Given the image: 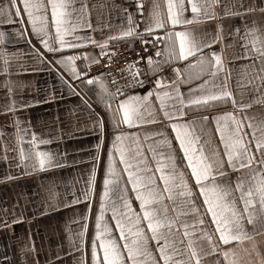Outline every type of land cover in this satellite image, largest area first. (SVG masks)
Here are the masks:
<instances>
[{"label": "snow or ice", "instance_id": "obj_1", "mask_svg": "<svg viewBox=\"0 0 264 264\" xmlns=\"http://www.w3.org/2000/svg\"><path fill=\"white\" fill-rule=\"evenodd\" d=\"M220 0H187V6H190L192 18L184 15L187 11L185 0H166L167 12L162 14L159 3L153 0L149 9V20L144 24L142 30L139 29L143 21V3L137 0V11L141 13V20L134 19L133 13H127V27L121 29L116 35L108 36L101 43L94 40L90 35H75L82 28H92L86 12L87 6L81 2L80 7H75V0H8V3L0 8L8 9L4 17L5 23L15 22L12 17L22 19L26 14L27 23L31 25L32 34L38 39V42L47 52L56 54L66 48L82 47L84 44H96L100 49V56H105V48L108 47V41L117 39H138L141 45L151 44L155 47L157 44H163V58L155 61L151 56L147 57L149 71L154 67L161 71L162 63H171L173 61H185L186 68L200 67L196 73H188L182 83L192 84L194 80H202L201 83L187 90V99L181 93L178 80L181 70L173 68L172 71L177 79L172 81L173 87L169 91L149 90L143 96L133 93L121 92L119 89L115 93L108 91L100 82V75H90V65L98 63L97 57H89L87 53L84 60L87 61L80 66L78 70L74 63L79 57L77 55L63 56L55 59V63L60 65L64 71L68 72L73 81H79L85 85L101 83L100 98L108 95L111 102H105V108L110 114L108 124L113 129H118L121 124L133 127L139 123H155V119L144 120L143 114L150 111L151 102L149 97L155 95L159 102V111L170 122L165 127H170L175 133L174 139L178 143L179 151L183 153L182 160L186 161V171H178L175 164V157L171 153L165 155L163 152H157L151 146L149 151L153 153L154 159H157L155 172L147 165L144 159V153L140 150L137 140L133 139L126 143L127 136L123 132H113L111 146L109 148L104 178L102 181L103 191L99 197L98 211L94 220V235L91 238V264H202L204 256L218 254L223 257L224 264H240L239 257L235 249L225 248L220 250L216 241L213 240V234L205 228L197 227L205 224V217L210 216L209 223L215 225V233H218V241L224 245L230 242H243L251 240L252 235L245 227L252 226V233L256 234V224H260V231L264 232V120L253 123L252 118L246 114L236 115L233 112H225L222 115L214 117L203 116L204 121L215 123V133L219 134L218 145H222V150L213 148L206 152L201 144V136L196 134L195 120H182L186 116L184 107L209 104L213 101L227 100L233 97V92L228 89V76H225L220 82L218 73L224 70L222 51L214 50L205 53V49H211V45L223 41L222 27L218 26L216 32L208 36L207 40L197 41L190 37L186 30L176 31L177 26L188 25L193 22H199L201 19L209 20L216 18L212 8ZM22 3V9L20 4ZM243 11L232 12L225 8V15H236L243 18L245 12L254 11L252 8L244 9L243 4L239 5ZM15 9L13 13L11 10ZM127 12V10H124ZM264 11V9H262ZM169 25L171 27H169ZM54 29V43L59 47L53 46L50 40L53 39L49 29ZM167 29V30H165ZM156 30H164L163 36L154 35ZM241 35L244 41L242 45L243 56L251 57V67L254 72L248 77L245 83L241 79L236 82L237 88L248 87L249 91L261 93V100H264V39L255 34V29H249L246 25L243 32L239 28L234 30ZM24 33L17 30V35ZM65 36H73L77 43L67 41ZM251 36V39H249ZM146 37H148L146 39ZM5 41V33L0 31V42ZM31 44V41H28ZM249 45H251L249 47ZM130 46V45H129ZM227 46V45H226ZM146 50V49H145ZM32 51L36 53L37 59L45 62V56L39 49L33 46ZM112 59L116 53L107 54ZM156 55L161 56V50L156 49ZM9 53L6 49H0V59L5 65L4 71L7 72ZM189 61H191L189 63ZM214 61V63H213ZM259 61V67L256 62ZM208 64L211 71L208 79H202L206 74L204 68ZM137 61L130 62V68H134ZM125 71H129L126 69ZM141 74V70L130 71L128 88L142 87L145 83L142 79L136 77ZM230 76V73H229ZM61 80L73 94L76 87L72 83ZM10 81H5L9 84ZM156 86L161 85V80L157 78L154 81ZM12 89L9 88V93ZM52 99H55L53 96ZM89 109L90 115H94L91 120V128L85 126L80 131L95 130L101 140L106 129L105 120L99 115L92 113L91 106L87 101H83ZM115 103V108L112 104ZM232 103L238 109L243 110L249 105L239 104L233 99ZM22 104L20 107H27ZM5 112L16 111L15 101L4 109ZM119 117V118H118ZM19 120H16L18 133ZM202 131V130H201ZM156 135L164 137L163 132H157ZM20 138V137H18ZM22 141V138H20ZM147 139V137H145ZM49 141L38 140L33 134L29 141L36 162L40 170L46 167L62 166L53 155L38 149V144H45ZM159 144L172 147L171 141L163 138L158 141ZM97 153L91 156L93 168L89 173V179L86 182L87 187L81 190L80 195L73 194V199L66 203L78 204L88 201L87 214H82L81 219L84 223L77 234V243H73L70 238L69 247L74 251H79L80 256L75 260V264H87L84 251V237L88 229V219L91 212V198L94 192V183L96 177V166L99 161V148ZM122 165V172L126 174L127 180L122 177L118 170ZM20 159L22 162L28 159L27 153L21 149ZM259 165L253 168L252 165ZM171 168V171L167 169ZM247 169L242 176L237 177L233 185L229 181V171L236 172ZM162 187H160V183ZM194 181V184L191 182ZM131 185V191L135 194V199L139 202V212H135L132 203L127 195L126 185ZM194 189L198 193L194 195ZM238 193V195H237ZM202 197V203L198 206L196 200ZM169 204L171 207H169ZM203 209V211H201ZM111 211V219L115 221L116 231L119 232V241L112 234L108 221L104 213ZM142 213V215H141ZM15 222V221H13ZM146 222V229L142 226ZM5 226H7L5 224ZM183 229L182 238L177 237V232ZM150 233V235H149ZM185 238L187 242L185 243ZM206 240L210 252H205L198 244V241ZM156 242V251L158 258L153 255L150 249V242ZM163 241V243H160ZM257 264H264V254L256 251ZM216 264H220L217 259Z\"/></svg>", "mask_w": 264, "mask_h": 264}, {"label": "crops", "instance_id": "obj_2", "mask_svg": "<svg viewBox=\"0 0 264 264\" xmlns=\"http://www.w3.org/2000/svg\"><path fill=\"white\" fill-rule=\"evenodd\" d=\"M81 2L87 6L86 15L92 28L79 29L75 35H90L101 43L108 36L116 35L122 28L128 26L127 13H133L134 19L141 20V13L137 11L136 7L137 0H75V7L79 8ZM156 2L159 3L162 14L166 15V0H156ZM7 3L8 0H0V8H3ZM142 3L143 21L139 25L140 30L149 20L148 12L153 0H142ZM185 3L187 6V0ZM240 4H243L244 9L252 8L254 11L245 12L243 18L224 14L225 8L232 12L243 11L239 8ZM20 7L22 9V3ZM125 9L127 12L124 11ZM262 9H264V0H220L212 8L216 18L201 19L199 22L177 26L175 29L176 31L186 30L190 37H194L197 41H204L216 32L218 26L222 27L223 41L212 44L211 49H205V53L207 54L211 50L216 52L223 50L224 70L217 75L220 82L225 76L229 77L228 89L234 95L227 100L213 101L210 102V105L205 104L199 108L186 104L184 111L187 115L181 118L182 120H195L196 134L201 136V144L206 152L217 147L222 150L223 146L218 145L219 134L214 131L215 123L204 121L201 117H214L225 112H233L238 116L246 114L252 118L253 123L264 120V100L260 99L261 93L249 91L250 86L236 87L237 80L243 77L241 82L245 83L248 77L253 74L254 69L251 67V57L243 56L244 41L241 39V35L234 32L237 28L243 32L246 25L249 29H255V34L264 39V11ZM11 11L14 13L15 9ZM7 13L8 9L6 8L0 12V31L5 33V41L0 42V49H6L9 53L7 72L4 71L5 65L0 59V264H75L80 252L69 247L70 238L73 243L78 244L77 234L84 223L81 216L87 214L86 206L89 202L82 200L78 204H69L67 207L64 205L73 199V194L79 196L81 190L87 187L86 182L93 168L91 156L97 153V146L101 145L99 148L100 158L96 166L94 192L91 198V212L87 221L88 229L84 237L85 260L87 264H91V238L94 235V220L98 211L99 197L103 191L102 181L106 159L114 131L125 133L126 143H130L133 139L138 141L140 150L144 153V159L157 179L159 173L155 172V167L158 157L154 159L153 153L149 151L150 146L157 152L174 155L178 171L190 173V170L186 169V161L182 160L183 153L179 151L178 143L174 139L175 133L171 131L170 127H165L170 122L159 111V102L156 101L155 95L149 97L150 111L143 114L144 120L155 119V123H139L131 128L121 124L118 129L114 130L112 125L107 123L110 114L105 108V102H111L109 96L105 94L103 100L100 98L101 83L110 92L105 78L100 76L101 83L85 85L79 81H73L69 73L55 63V59L61 55H77L84 59L83 54L85 53L89 57L95 56L99 60L100 49L96 44L66 48L56 54L49 53L32 34L31 25L26 22V14L22 17L24 23H20L21 18L15 16L12 17L15 22L5 23L3 21ZM184 15L192 18L190 6H187ZM169 27L171 26L169 25ZM17 30L24 34L18 36ZM49 31L53 35L50 42L53 43V46L59 47L54 43V29L50 28ZM155 33L164 34V30H156ZM64 39L77 43L73 36H65ZM29 40L31 44L28 43ZM130 41L131 39L124 38L111 40L108 41V46L116 43L127 45ZM33 46L44 54L46 58L44 63L37 59L36 53L32 51ZM185 64V61L162 63L161 70H169L163 74L162 80L160 79L159 87L155 85L154 81L161 71H157L155 67L149 71L148 68L145 72V79L148 80L146 84L129 94L136 93L143 96L149 90L154 93L156 91L171 92L172 81L177 79L172 69L179 68L181 70L178 78L179 88L187 99L188 88L194 87L202 80H194L192 84L182 83L188 73L200 71L199 66L186 68ZM256 67H259V61L256 62ZM204 68L206 74L202 79H208L207 73L211 69L207 63ZM61 77L74 86L79 85L76 87V92L79 94L69 91ZM6 80L10 81L7 85L5 84ZM9 88L12 89L11 93H9ZM53 96L55 99H52ZM233 99L236 101V105L243 103L249 107L240 110L232 103ZM13 101L16 104L14 115L4 111L5 107L11 105ZM83 101H87V105L91 106L92 113L99 114L106 122L107 126L102 140L95 130H79L85 126L91 128V120L94 118ZM22 104L28 106L20 107ZM115 106L113 103L112 107L115 108ZM16 120H19V128L22 130L19 133ZM157 132H163L164 137L156 135ZM33 134L38 140L49 141L45 144H38V149L52 154L62 166L39 169L29 143ZM18 137L22 138V141ZM163 138L171 141V148L158 143ZM21 149L28 155V159L24 162L20 159ZM117 166L126 181L127 176L122 172L123 166L119 165L118 158ZM252 167L258 168L259 165L253 164ZM167 170L171 171V168ZM246 171L247 169L236 172L229 171L230 183L234 185L237 177L242 176ZM158 183L160 182L158 181ZM191 183L194 184V181ZM162 186L160 183V187ZM126 187L133 210L139 212V202L131 191V185L128 184ZM196 193H198V189H194V195ZM201 203L202 197H199L196 204L199 206ZM169 207H171L170 204ZM104 216L112 228V234L122 245L123 241H119V232L116 231L115 221L111 219V211L105 212ZM210 220V216L205 217V224L197 227L205 228L213 234V240L216 241L221 251L225 248L235 249L240 264H257L256 251L259 250L264 254V232L260 231L259 223L255 226L256 234L252 233V226L245 223L246 229L252 235L251 240L230 242L229 245L224 246L218 241V233L214 231L215 225H211ZM142 226L147 231L146 222ZM182 232L183 229H180L176 234L177 237L182 238ZM198 244L205 252H210L206 240L198 241ZM150 249L153 255L158 258L159 253L155 250V241L150 242ZM217 259L220 264H224L223 257L218 254L204 256L202 264H216ZM160 264H163V261H160Z\"/></svg>", "mask_w": 264, "mask_h": 264}, {"label": "built area", "instance_id": "obj_3", "mask_svg": "<svg viewBox=\"0 0 264 264\" xmlns=\"http://www.w3.org/2000/svg\"><path fill=\"white\" fill-rule=\"evenodd\" d=\"M154 35L163 36V33H154ZM147 38L148 37H146V39ZM156 49L161 50V56L156 55ZM104 51L106 55L100 56L98 63H93L90 65V75L97 76L103 73V75L100 76L105 78L111 93H115L119 89L121 92L129 94L134 90L141 88L127 87L129 80L131 79L130 71L134 72L137 69H140L141 74L136 78L144 80L145 85L148 81L145 79V72L148 69L147 57L151 56L155 61H160L163 58V44H157L155 47H153L151 44L142 46L138 39H131L130 43L127 45L122 43L112 44L105 48ZM113 52L116 53V55L112 59H109L107 54H111ZM132 61H137V64L134 68H130V62ZM83 63L86 62L82 58H78L76 60L75 64L78 70ZM126 69L129 71H125ZM168 70H162V72L158 74L157 78L162 80L163 74Z\"/></svg>", "mask_w": 264, "mask_h": 264}]
</instances>
